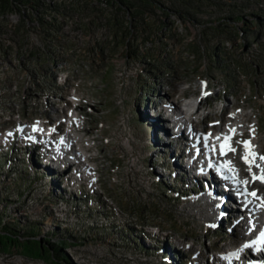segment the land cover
<instances>
[{"label":"rangeland","instance_id":"rangeland-1","mask_svg":"<svg viewBox=\"0 0 264 264\" xmlns=\"http://www.w3.org/2000/svg\"><path fill=\"white\" fill-rule=\"evenodd\" d=\"M226 1L204 6L207 10L197 14L199 22L190 25L172 13L168 19L173 23L162 25L161 34L150 39L133 22L128 44L125 32L119 31L125 25H120L117 16L128 25L130 15L125 11L117 15V7L102 0H82L86 7L79 9V28L72 22L75 16L81 18L75 12L63 23V29L72 27L81 35L83 45L62 32L63 44L50 47L37 20L25 23L17 13L0 15V28L20 40L6 38L2 47L8 52H0V139L4 138L2 132L19 120L47 121L52 120L51 114L56 116V112L30 109L27 98L39 94L36 91L45 82L43 73L48 75L47 81L55 78L52 65L65 57L67 63L83 70L79 81L83 79L86 85L79 92L80 105L75 110L87 121L75 122L73 128L66 125L65 131L82 137L86 134L80 142L85 147L87 138L92 140L88 163L95 165L100 176L99 182L81 184L77 195L66 192L62 198L55 184L70 173L49 176L44 168L38 169L34 153L24 147L20 150L14 141V151L0 154V227L4 221L13 226L6 229L19 235L20 247L0 248V264H214L213 255H219V247L223 250L238 242L243 228L238 225L234 230L233 224L240 215L220 216L218 225L222 226L208 223L196 212L203 206L186 200L181 185L175 188L155 178L156 153L164 154L172 164L169 152L176 156L180 149L163 147L157 137L153 142L158 122L147 116L154 102L161 100L157 95L172 94L174 100L181 89L190 86L195 90L197 85L199 89L209 80L213 92L223 86L227 98L237 106L247 104L261 111L259 131L252 127L244 139L257 142L264 150V51L258 52V67L250 60L257 51L251 47L258 43L264 47V0H228L233 1L228 15L230 9L245 15L254 12L253 23L243 32V19L231 20L235 28L218 22L217 17L226 16L219 12L226 10ZM67 5L73 4L67 0ZM224 26L226 29H211ZM23 40L28 50L22 48ZM24 85L29 90L23 89ZM234 143L240 142L235 139ZM77 147L81 148L79 142ZM167 188L175 195L182 194L180 201L169 197ZM193 188L187 193L195 195L200 190L196 184ZM158 229L178 235L184 246L172 247L170 243L175 242L152 232ZM144 232L154 236L153 243L144 240ZM35 239L46 245V252L38 249ZM48 241L57 249L51 250ZM59 241L64 248L56 246ZM60 255L67 259L60 262ZM164 256L171 261H165Z\"/></svg>","mask_w":264,"mask_h":264},{"label":"bare ground","instance_id":"bare-ground-1","mask_svg":"<svg viewBox=\"0 0 264 264\" xmlns=\"http://www.w3.org/2000/svg\"><path fill=\"white\" fill-rule=\"evenodd\" d=\"M81 2H82V0H81ZM64 4H66V3H64ZM81 7L83 9L86 6L83 7L79 3V5H77L75 7V10H73V12L79 14L78 12L80 11L79 9H81ZM79 16H80V14H79ZM65 19H66L65 21H62V20L61 21L63 23L68 22L67 18H65ZM78 20H80V19H77V20L73 19V21L72 20L71 21L73 22V24H76L78 26L79 23H81L82 17H81L80 21H78ZM63 23L61 25L62 26L61 30L63 29V26H64ZM53 27H55V26H53ZM59 27H58V29H59ZM79 27L80 26H78V28ZM64 58L65 57H63V58L61 57V59H59L57 62H54L55 64L52 65V70L54 71L55 79H56L57 75L65 74V75L70 76V78H72V79L79 80V78H81V76H82L81 74H83V70L78 68L79 65L77 66V68L73 67L71 64L67 63L68 61L66 62V60ZM64 62H66V63H64ZM42 77L45 78L44 81H47L46 79H47L48 75L45 76V73H43ZM205 83L208 84L207 81H204L203 84H205ZM203 84L199 85V89H200V87H201V89H203ZM160 95L161 94H159L157 96H160ZM201 102H202V106L209 104V101L205 100L204 97L201 98ZM172 104H176V100H173ZM158 106H159V108L156 106L154 109H152L151 114H155V115L159 114L163 110L168 108L167 105L163 104V103H159ZM80 112L82 113L83 111H80ZM72 114L74 117L76 116L74 112H72ZM85 114H87V113H85ZM241 114H242L241 110L234 109L232 114H231L232 119L230 120V123L227 122V120H225L224 117L220 118L219 116H217V120L212 124L213 128L211 131H208L209 125H206L205 128L200 127L198 124V120L196 119L197 117L194 116V119H192V123L189 124V127L192 128L191 130L193 131V133L195 135H199L200 139H202V141L200 143V147L202 149L204 147H206L207 145H209L212 149H214V147H213V146H215V144H214V132H216V131H220L224 137H226V136L231 137V139L228 140V143H229L228 146H230L231 148H234L235 151L234 152L228 151V153H227L228 156H226V164H225L224 170L232 177L231 180L234 182L235 189L237 191H239L241 193V196L244 198V200L246 202L244 210L247 213L250 212L257 219L258 217L261 216V212L264 209V181H261L260 179L256 178V177H259L261 175H264V172H262V170H264V160L261 159V157H264V153L261 152V149L259 148L258 143L255 144L252 141H247L250 143L249 148H245V143H243L241 145L239 143L238 144H235V143L232 144L233 140H235V139H238V141H242V140H240V138L238 136H236V134L238 132H241V129L238 128V126H237L238 121L240 122ZM161 120H162V117H159L156 119V121L158 122L156 124V126L158 128L155 127L153 133H154V138H156V137L159 138L160 143H163L162 145L164 147L169 146L171 148V145L174 141H176V140L184 141L185 139H189L188 137H186L184 139L182 136L172 138L171 134H167V133H169L168 129L162 127L163 123ZM241 127H242V124H241ZM34 128H35L34 130L38 129V130H41L44 132V129L46 128V126L39 123ZM232 129H235V131L233 132ZM68 134L69 135H64V138H66V141L68 140V138H71V141L73 142V146L75 147L76 154L78 155V157H80L79 158L80 161H83V159H88L89 148L91 145H93L91 142L92 140L90 141V139L87 138V144H86L87 147H85L84 144L80 143L81 141H85V138L82 140V137L80 135H78V132L77 133H73V132L69 133L68 132ZM239 136H242V133ZM157 138H156V140L153 139V142L158 141ZM164 138H165V140H164ZM164 141H168V143H164ZM78 142H79V145L81 146V148L77 147ZM67 143H68V141H67ZM62 147L63 146H61V148ZM239 152H241V154L237 155ZM252 153L255 154L254 157H253V155H251ZM245 156L248 157V160L251 161V163L245 162ZM170 157H173L171 155V152H170ZM195 157L197 159H199V157H197V156H195ZM219 160L223 161V158L220 157ZM172 161H173L175 168L183 169V166L181 164H179L175 159H173ZM228 161H231V164H228ZM84 167H85V169L87 168L90 173L97 170L96 168H94V165L91 166V165L85 164ZM47 169H49V171H50L51 169H54V167H52V168L47 167ZM229 169H231V170H229ZM244 181H247V183H244ZM196 185L199 186L200 190H198L197 193H195V194H197V195L201 194L199 197L196 195V197H198L197 198V204H201L203 206V207H201V210L196 211L197 214H200L201 217L208 223L212 222V223H215V225H217V226H222V225H218V224H221L220 216L224 215V210H226V211L228 210L226 207L230 206V202L233 201V194L231 193V191L223 189V185H224L223 181H220L218 179H211L208 182H201V183L199 181H197ZM252 193H255V195H252ZM218 196L223 198V199L220 198V200H222V201L224 200L223 201L224 203H222L221 207H218V204H219ZM201 200H202V202H200ZM234 201H235V203H237L236 199H234ZM221 213H223V214L221 215ZM245 218L248 219V217H242L240 219H236V222L233 224V229L236 230L237 226L241 225L244 229L249 231V228L247 225V220ZM212 223H211V225H214ZM190 243L192 244L193 247H195L194 242L193 243L190 242ZM238 248L239 247H226L225 251L220 255L224 256V259L226 260L227 256H230L232 254V251L236 250ZM198 250H199V248H198ZM199 255H202L201 252ZM220 258L218 259V261H220Z\"/></svg>","mask_w":264,"mask_h":264},{"label":"trees","instance_id":"trees-1","mask_svg":"<svg viewBox=\"0 0 264 264\" xmlns=\"http://www.w3.org/2000/svg\"><path fill=\"white\" fill-rule=\"evenodd\" d=\"M102 1H105L106 3H110L113 6L117 7V15H119L124 11L130 15V21H129L130 23L128 25H126L125 22H121L119 20V17L117 16L118 22L121 23L120 25H125L124 27H122V29L119 30L120 32L121 30L125 32L124 37H127L129 36V34L132 33L131 24L134 22V26L142 34L143 33L146 34L148 36V39H150L153 38V36H157L159 33L161 34L160 27L162 25L173 23L171 19H168L169 18L168 16L171 15L172 13H176V16L178 18L183 19L187 24L190 25L191 23L199 22V19L197 18V14L203 13L204 6L210 5L213 1L216 0H102ZM79 3L82 4L81 0H70V5L72 4L73 5L71 7H68L67 0H0V15H9V14L17 13L21 16L22 20L25 23H27L29 20H37L39 23H41V27H42L41 34L43 35V39L47 42V44L50 47H54V46L57 47L58 45H62L64 42L61 38L62 34H60L63 19L71 15L73 10ZM235 5L239 6L237 2L235 3ZM230 11L231 13H229L230 14L229 16L217 17L218 22L221 23V26L222 24L231 25L232 24L231 20H233V18L236 20L243 19L244 24L241 29L243 32L245 31L246 28L248 29V27L244 28L245 26H248L253 23L252 15L254 12L247 13V15L239 16L238 14L237 16H235L236 10L230 9ZM118 22L116 21L117 24H119ZM56 25L58 27L60 26L59 29ZM235 26L236 25H234L233 27L235 28ZM207 27L208 26L204 27V29L207 30ZM28 29L29 27L21 30H28ZM128 29L129 32L127 31ZM211 29L222 30V29H226V26L218 27V28L211 27ZM169 31L171 30L169 29ZM121 36L122 35H119L118 43H120ZM148 39L146 41H149ZM128 40L129 39L127 37V44L130 42ZM123 41L126 42V40ZM1 43L4 42L1 41ZM0 52L7 53L8 51L0 45ZM6 226L13 227L10 224H7L5 221L3 222V224H1L0 248L7 249V247H20V243H19L20 240L19 237H17L19 235L13 233V231L11 230L6 229ZM30 228L33 230L35 226H32ZM34 241L36 242L38 249H42L43 252H46L47 247L40 239H35ZM48 243L50 247L52 244L50 243V241H48ZM53 246L54 245L50 247L51 250L57 249V247L53 248ZM56 246H60L64 248L65 245L63 244V241H59ZM62 259L66 260L67 255H65L64 258L63 256H61V258H59L58 260L62 262Z\"/></svg>","mask_w":264,"mask_h":264},{"label":"built area","instance_id":"built-area-1","mask_svg":"<svg viewBox=\"0 0 264 264\" xmlns=\"http://www.w3.org/2000/svg\"><path fill=\"white\" fill-rule=\"evenodd\" d=\"M217 1L218 0H216V1H213L210 5H217ZM227 3H225L226 4V10H222V8L221 9H219V12H226V16H229L228 15V8H233V1H229L228 2V0L226 1ZM243 6H244V4H243ZM207 9H203V12H205ZM236 14H239V16H242V15H245L244 13H239V10H236ZM75 19H81V18H78V16H75ZM232 27L234 26V25H231ZM91 29H92V27H91ZM61 32H68V38L69 39H76V40H79V43L81 44V45H83V38L81 37V35L80 34H78L77 32H75V30H72V27H70V28H68V29H62L61 30ZM105 34H107V33H105ZM10 39L11 41H13V42H19L20 43V40L19 39H17V36H15L14 34H13V32H6V31H4L2 28H0V45L2 46L4 43H7V39ZM15 38V40H12V39H14ZM5 39V40H4ZM1 41H3L4 43H1ZM10 41V42H11ZM25 40H23V45H22V48H24L25 47V42H24ZM9 42V43H10ZM24 50H28L27 48H24Z\"/></svg>","mask_w":264,"mask_h":264},{"label":"snow or ice","instance_id":"snow-or-ice-1","mask_svg":"<svg viewBox=\"0 0 264 264\" xmlns=\"http://www.w3.org/2000/svg\"><path fill=\"white\" fill-rule=\"evenodd\" d=\"M232 131L234 132L235 129H232ZM230 139H231V137H227V136L225 137V141L226 142L228 140H230ZM244 143H245V148H249L250 147V143L249 142L245 141ZM227 151H233L234 152L235 149L234 148H231L230 146H228L227 143L222 144L221 145V153L222 154H225ZM251 155H253V157H254L255 154L252 153ZM261 159L264 160V157H261ZM245 162L246 163H251V161L248 160V157L247 156H245ZM228 164H231V161H228ZM229 170H231V169H229ZM262 172H264V170H262ZM256 178L260 179L261 181H264V175H261V176L256 177ZM244 183H247V181H244ZM252 195H255V193H252ZM261 242H264V232L261 233ZM247 246L248 245H245V247H247Z\"/></svg>","mask_w":264,"mask_h":264}]
</instances>
